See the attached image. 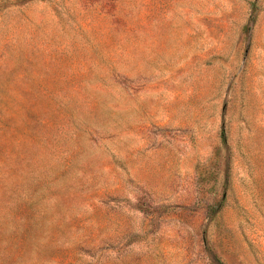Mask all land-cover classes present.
<instances>
[{
	"label": "rangeland",
	"instance_id": "374dc122",
	"mask_svg": "<svg viewBox=\"0 0 264 264\" xmlns=\"http://www.w3.org/2000/svg\"><path fill=\"white\" fill-rule=\"evenodd\" d=\"M0 264H264V0H0Z\"/></svg>",
	"mask_w": 264,
	"mask_h": 264
}]
</instances>
